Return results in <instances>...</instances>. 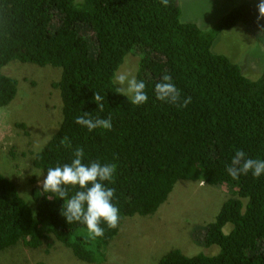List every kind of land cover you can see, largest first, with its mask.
Here are the masks:
<instances>
[{
    "label": "trees",
    "instance_id": "obj_1",
    "mask_svg": "<svg viewBox=\"0 0 264 264\" xmlns=\"http://www.w3.org/2000/svg\"><path fill=\"white\" fill-rule=\"evenodd\" d=\"M258 0H242L209 28L181 20L177 0H0V107L16 96L18 81L2 72L12 60L60 69V120L32 156L43 176L70 163L82 147L87 163L117 166L114 203L123 217L153 215L178 180L225 187L226 198L202 228L201 242L218 251L186 255L171 248L157 264H264V176L233 180L226 171L236 150L264 159V70L243 74L227 56L212 51L214 39L237 24L255 28ZM128 54L138 55L137 79L149 99L134 107L117 93L113 77ZM118 72V71H117ZM169 74L181 104L155 98L154 85ZM94 93L104 97L97 108ZM111 118L110 131L88 132L75 118ZM23 198L0 172V252L22 243L30 249L59 243L87 263H101L118 228L89 238L82 223H66L62 200L35 185ZM71 194L72 190L69 189ZM230 224V229L224 231ZM203 227V226H202Z\"/></svg>",
    "mask_w": 264,
    "mask_h": 264
},
{
    "label": "rangeland",
    "instance_id": "obj_2",
    "mask_svg": "<svg viewBox=\"0 0 264 264\" xmlns=\"http://www.w3.org/2000/svg\"><path fill=\"white\" fill-rule=\"evenodd\" d=\"M177 1L182 21L209 29L223 13L242 0ZM212 51L236 62L247 77L257 78L264 70V39L255 28L240 23L223 31L214 39ZM138 59V55L128 54L117 71L137 77ZM2 72L18 83L14 99L0 107V172L12 178L19 194L28 199L33 186L31 180L42 186L44 178L32 165L33 152L51 136L60 120L58 89L53 85L59 79L60 69L12 60L3 66ZM229 196L225 187L178 180L153 215L121 219L105 260L96 264H157L171 248H178L189 256L216 253L217 246H203L201 232ZM230 227L228 224L224 231ZM0 264L94 263L75 258L59 243L49 249L45 246L30 249L19 243L0 252Z\"/></svg>",
    "mask_w": 264,
    "mask_h": 264
},
{
    "label": "clouds",
    "instance_id": "obj_3",
    "mask_svg": "<svg viewBox=\"0 0 264 264\" xmlns=\"http://www.w3.org/2000/svg\"><path fill=\"white\" fill-rule=\"evenodd\" d=\"M167 5L168 0H161ZM257 20H264V0H258ZM117 93L123 95L134 107L147 103L149 96L146 84L127 72H117L113 77ZM155 98L165 104L186 107L190 98L181 104V92L172 80L171 75L164 74L153 88ZM104 97L94 93L93 101L97 108H103ZM75 123L88 132L96 129L110 131L113 127L111 118H93L89 112H83L75 118ZM85 151L77 147L73 151L70 163L49 167L42 181V193L62 200L60 215L66 223H82L89 238L96 239L104 236L105 228L116 229L121 223L120 209L114 203V183L117 166L114 163H104L99 159L86 160ZM227 174L237 180L240 176L251 174L254 179L264 176V159L251 158L243 150H236L230 164L226 168ZM69 189L72 190L71 194Z\"/></svg>",
    "mask_w": 264,
    "mask_h": 264
}]
</instances>
